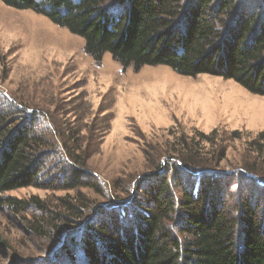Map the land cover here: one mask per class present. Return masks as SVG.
<instances>
[{"label":"trees","instance_id":"1","mask_svg":"<svg viewBox=\"0 0 264 264\" xmlns=\"http://www.w3.org/2000/svg\"><path fill=\"white\" fill-rule=\"evenodd\" d=\"M2 1L81 36L97 62L108 52L124 69L167 65L186 76L233 79L264 95V0ZM19 105L0 91V207L37 211L28 224L50 240L47 258L70 264H264V130L253 135L217 127L176 134L169 148L149 143L144 156L153 170L136 181V198L88 209L81 188L104 194L88 167L99 146L79 137L75 127L49 124L43 110ZM238 140L245 142V158L227 171L222 163ZM25 187L76 195L62 197L57 210L37 197L5 195Z\"/></svg>","mask_w":264,"mask_h":264},{"label":"rangeland","instance_id":"2","mask_svg":"<svg viewBox=\"0 0 264 264\" xmlns=\"http://www.w3.org/2000/svg\"><path fill=\"white\" fill-rule=\"evenodd\" d=\"M84 44V38L45 15L0 0V91L20 108H39L49 124L75 127L79 137L99 146L88 167L101 179L104 194L81 188L88 209L136 198V181L153 170L144 156L149 143L169 148L176 134L217 127L253 135L264 130V95L233 79L186 76L167 65L124 69L108 52L97 62ZM243 158L245 142H231L222 167L234 170ZM5 195L37 197L57 210L62 197L76 192L25 187ZM36 214L33 208L15 213L0 207V264H70L59 256L47 258L50 240L28 224ZM74 251L79 254V247Z\"/></svg>","mask_w":264,"mask_h":264}]
</instances>
